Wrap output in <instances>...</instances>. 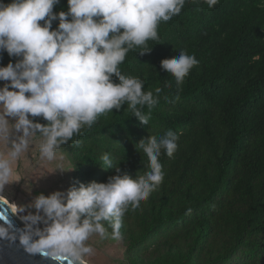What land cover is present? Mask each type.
Instances as JSON below:
<instances>
[{
    "label": "trees",
    "instance_id": "obj_1",
    "mask_svg": "<svg viewBox=\"0 0 264 264\" xmlns=\"http://www.w3.org/2000/svg\"><path fill=\"white\" fill-rule=\"evenodd\" d=\"M60 11H68L67 0L53 6ZM157 32L160 42L149 40L150 51L129 50L118 66L158 96L148 125L125 104L82 127L57 149L71 163L69 188L106 183L115 174L104 168L106 152L122 173L143 174L149 161L135 144L172 130L177 149L172 157L161 152L163 181L122 217L128 258L137 264H264V0H218L211 8L186 0ZM180 50L198 64L178 86L161 61ZM2 53L0 66L19 59ZM112 80L119 82L114 74ZM142 111L149 114L147 106ZM30 119L47 123L42 116Z\"/></svg>",
    "mask_w": 264,
    "mask_h": 264
},
{
    "label": "clouds",
    "instance_id": "obj_2",
    "mask_svg": "<svg viewBox=\"0 0 264 264\" xmlns=\"http://www.w3.org/2000/svg\"><path fill=\"white\" fill-rule=\"evenodd\" d=\"M185 2L67 0L68 11L54 13L53 6L59 0H0V51L19 57L14 64L0 66V81H5L0 87V143L5 148L0 151V192L16 181L14 163L28 150L36 133L41 137V157L53 161L61 145L114 108L120 110L127 104L133 116L148 125L158 96L143 91V81L122 74L118 66L129 50L141 48L143 55L151 50L149 40L159 43L158 24L180 14ZM204 2L211 8L218 0ZM57 19L58 27L53 30L52 22ZM197 64L195 56L184 50L178 57L161 61L178 86ZM113 74L118 83L112 80ZM155 92L159 94L161 89ZM145 106L147 115L142 111ZM30 116H42L47 123ZM177 140V133L167 130L136 143V150L143 152L149 163L148 170L135 178L122 173L120 162L114 164L112 155L104 153V168L115 169L106 183L91 181L73 185L66 192L36 195L14 211L23 227L0 217L4 221L0 223V241H18L27 253L51 260L64 258L68 264H87L84 257L93 253L87 243L90 236L107 238V222L111 238H120L122 217L129 206L138 208L161 184L164 173L159 157L162 150L172 157ZM56 170L65 171L60 165Z\"/></svg>",
    "mask_w": 264,
    "mask_h": 264
},
{
    "label": "rangeland",
    "instance_id": "obj_3",
    "mask_svg": "<svg viewBox=\"0 0 264 264\" xmlns=\"http://www.w3.org/2000/svg\"><path fill=\"white\" fill-rule=\"evenodd\" d=\"M2 52L3 51H0V61L3 59L4 56ZM4 83L5 81H0V87H2ZM40 140L41 137L37 136H32L30 138V144L32 143L34 146H32L33 148L30 146L28 156L29 158H31V161L33 163L37 162L38 164H42V166L40 167L41 171L46 173L55 172L54 179L47 183V187L45 189L46 194L48 195L53 192L50 184H53V186L55 185V187L57 186V190L63 191V188L66 186L67 183L69 184L70 181L71 163L67 158L66 154L60 151H57V159L53 161H47L46 159L42 158L39 151ZM30 151L35 152L33 156L30 154ZM61 156L63 157V159H60ZM58 165L62 166L65 171L56 170ZM32 167H36V165H32ZM21 173L24 174L26 173V171H21ZM35 192V194L37 195L42 193L37 189H35ZM0 195L5 196L7 200L16 204V208L19 205L29 204V202L36 196H28V192L23 195H19V192L17 190L11 189L3 190L2 192H0ZM30 210L35 211V209ZM107 232L109 233L107 238H101L98 234H93L90 236L87 243L92 246L93 253L91 255L85 256V261L88 264H137L136 262L128 258L122 240L120 238L112 239L111 232H109V230H107ZM165 234V232H162L161 235L157 236V238H160ZM148 243L150 245L153 242L150 241ZM151 246L152 245H150V248ZM142 255L145 257V254Z\"/></svg>",
    "mask_w": 264,
    "mask_h": 264
},
{
    "label": "crops",
    "instance_id": "obj_4",
    "mask_svg": "<svg viewBox=\"0 0 264 264\" xmlns=\"http://www.w3.org/2000/svg\"><path fill=\"white\" fill-rule=\"evenodd\" d=\"M34 136L35 135H33V137ZM30 146L32 147L34 145L31 143ZM29 148L26 152L22 153L20 158L14 163V179L16 181L10 184H6L3 190H8V189L17 190L19 192V195L20 194L23 195L28 192V196H35L37 195L35 194L36 193L35 189H37L43 194L47 195L45 192L47 183H49L52 179H54L55 172L46 173V172L41 171L40 167L42 166V164H38L37 162L33 163L31 161V158H29L28 156L29 150H30ZM4 150H5L4 145L0 143V151H4ZM34 153H35L34 151H30V154L32 156ZM32 165L34 166L36 165V167H32ZM21 171H26V173L23 174L21 173ZM69 184H70V181H69ZM69 184L67 183L66 186L63 188L64 192H66L69 189ZM50 185H51L52 191L57 190V186L55 187V185L53 186V184H50ZM1 196L6 198L3 195H0V197Z\"/></svg>",
    "mask_w": 264,
    "mask_h": 264
},
{
    "label": "water",
    "instance_id": "obj_5",
    "mask_svg": "<svg viewBox=\"0 0 264 264\" xmlns=\"http://www.w3.org/2000/svg\"><path fill=\"white\" fill-rule=\"evenodd\" d=\"M6 216L17 227H23V221L11 211L7 202L0 197V217ZM0 223H4L0 220ZM0 264H68L67 260H51L39 254H29L17 241L16 244H9L8 241H0Z\"/></svg>",
    "mask_w": 264,
    "mask_h": 264
},
{
    "label": "bare ground",
    "instance_id": "obj_6",
    "mask_svg": "<svg viewBox=\"0 0 264 264\" xmlns=\"http://www.w3.org/2000/svg\"><path fill=\"white\" fill-rule=\"evenodd\" d=\"M2 197V196H1ZM7 204L9 205V208L11 209V211L14 213L15 209H16V205L13 202L8 201L6 198L2 197ZM16 214V213H15ZM18 215V214H17ZM88 264V263H87Z\"/></svg>",
    "mask_w": 264,
    "mask_h": 264
}]
</instances>
